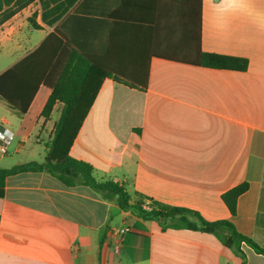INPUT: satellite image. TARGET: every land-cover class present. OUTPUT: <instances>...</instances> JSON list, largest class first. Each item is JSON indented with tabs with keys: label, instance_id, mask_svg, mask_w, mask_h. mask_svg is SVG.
Segmentation results:
<instances>
[{
	"label": "crops",
	"instance_id": "crops-1",
	"mask_svg": "<svg viewBox=\"0 0 264 264\" xmlns=\"http://www.w3.org/2000/svg\"><path fill=\"white\" fill-rule=\"evenodd\" d=\"M41 13L35 1L0 26V74L51 34L78 51L136 41L164 55L148 58L144 91L102 81L69 155L146 200L206 221L229 219L264 248V0H77L52 25ZM196 46L245 58L247 69L186 64ZM49 94L40 86L24 117L10 108L0 115L12 142L23 139L0 150V169L36 161L6 164L22 151L41 158L25 139ZM35 100L40 110L24 122ZM243 182L249 188L231 218L221 195ZM119 229L125 232L111 233ZM241 251L243 258L211 234L163 228L46 172L8 176L0 197V264H264L246 244Z\"/></svg>",
	"mask_w": 264,
	"mask_h": 264
},
{
	"label": "trees",
	"instance_id": "trees-1",
	"mask_svg": "<svg viewBox=\"0 0 264 264\" xmlns=\"http://www.w3.org/2000/svg\"><path fill=\"white\" fill-rule=\"evenodd\" d=\"M35 1L41 7L42 21L52 25L77 0H0V26ZM30 22L32 28H39L32 20ZM54 37L55 34L49 35L36 49L0 74V99L17 115L27 112L40 86L50 90L40 112L43 123L49 121L55 104L61 105L43 161L0 169V197L8 176L24 172H46L66 187H88L103 200L114 202L121 210H130L144 220L160 221L163 228L211 234L239 257L243 258L242 244L264 255V248L239 233L229 219L206 221L195 211L146 200L139 193H130L124 183L113 180L91 164L69 155L73 140L102 81L108 78L144 91L147 86L148 58L164 55L153 54L145 45L138 47L136 41H124L121 46L109 41L103 52L78 51L67 41H50ZM190 57L192 60L185 61L186 64L212 69L245 71L248 65L245 58L201 52L198 46ZM248 188V183L243 182L221 195L231 218L236 215L238 197ZM146 203L150 208L148 211L143 208Z\"/></svg>",
	"mask_w": 264,
	"mask_h": 264
},
{
	"label": "rangeland",
	"instance_id": "rangeland-1",
	"mask_svg": "<svg viewBox=\"0 0 264 264\" xmlns=\"http://www.w3.org/2000/svg\"><path fill=\"white\" fill-rule=\"evenodd\" d=\"M44 93H45V90L41 89L39 94H38V97H42L44 95ZM58 107H60V106H58ZM6 108L7 109L10 108V106L4 100L0 99V115L6 114V112H5ZM59 109L60 108H58V109L56 108L54 111H52V113L50 115V119H49L50 123H48V124L43 123V119H42V121H38L36 131L28 139H25L26 147H28V146L32 147L35 150V152L37 151L41 155V158L37 157L35 154H33V152L30 153L29 151H26V152L22 151L18 155L12 154V157H14L13 161H7L8 163H6V164H15V162H18L21 160H29L30 158H32V156H35L34 159L36 161H43L44 156H45V150L47 149L46 146L49 145V142H50V139L52 136L53 122L58 117ZM39 110H40V108L37 107V100H35V103L32 105L31 110L25 116L24 122H26L30 118L34 117L39 112ZM17 116L18 117H24V115H21V116L17 115ZM11 119H13V117ZM16 119H17V121H19V118H16ZM20 140H23V139L17 135V137L12 142L9 149L12 150L13 148H15L17 145V142ZM3 164H5V163L2 162L1 165L5 166Z\"/></svg>",
	"mask_w": 264,
	"mask_h": 264
},
{
	"label": "built area",
	"instance_id": "built-area-1",
	"mask_svg": "<svg viewBox=\"0 0 264 264\" xmlns=\"http://www.w3.org/2000/svg\"><path fill=\"white\" fill-rule=\"evenodd\" d=\"M13 138H14L13 132L7 127L0 125V150L2 153L6 152V149L9 146V144L12 142ZM143 208L147 211L150 210L148 203H146L143 206ZM124 232H125L124 229H119V230H113L111 233L113 235H117V234L121 235ZM118 251H119V246L117 244L114 248V252L118 253Z\"/></svg>",
	"mask_w": 264,
	"mask_h": 264
}]
</instances>
